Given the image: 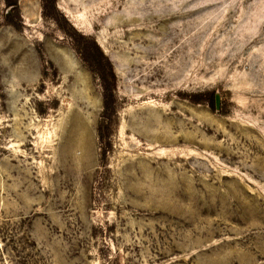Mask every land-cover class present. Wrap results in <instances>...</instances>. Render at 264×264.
Instances as JSON below:
<instances>
[{
	"label": "rangeland",
	"instance_id": "1",
	"mask_svg": "<svg viewBox=\"0 0 264 264\" xmlns=\"http://www.w3.org/2000/svg\"><path fill=\"white\" fill-rule=\"evenodd\" d=\"M19 5L17 29L0 0V264H264V0H58L117 74L107 147L101 79Z\"/></svg>",
	"mask_w": 264,
	"mask_h": 264
},
{
	"label": "trees",
	"instance_id": "2",
	"mask_svg": "<svg viewBox=\"0 0 264 264\" xmlns=\"http://www.w3.org/2000/svg\"><path fill=\"white\" fill-rule=\"evenodd\" d=\"M5 2L8 8L6 21L17 29H20L23 26V20L20 16L19 0H5ZM42 8L44 17L55 19L59 27L74 38L79 54L102 81L104 89L103 110L97 130L100 143L107 147L112 127L118 123V99L116 95L117 74L114 66L95 37L76 31L74 26L70 24L66 16L59 10L58 0H42ZM59 16L64 18L72 30H68V28L61 23ZM71 31H75L76 34H73ZM200 95L207 96V99L214 104L215 91H208ZM104 150L106 154L107 148Z\"/></svg>",
	"mask_w": 264,
	"mask_h": 264
},
{
	"label": "bare ground",
	"instance_id": "3",
	"mask_svg": "<svg viewBox=\"0 0 264 264\" xmlns=\"http://www.w3.org/2000/svg\"><path fill=\"white\" fill-rule=\"evenodd\" d=\"M154 137L156 138L157 141L168 143V144L177 142L176 138L174 136H172V135L156 134V135H154ZM78 143H79V146L82 147L83 150H85V152L89 154V145L87 144V141H85V139H82V142L81 143L78 142Z\"/></svg>",
	"mask_w": 264,
	"mask_h": 264
},
{
	"label": "water",
	"instance_id": "4",
	"mask_svg": "<svg viewBox=\"0 0 264 264\" xmlns=\"http://www.w3.org/2000/svg\"><path fill=\"white\" fill-rule=\"evenodd\" d=\"M217 98H218V96H217Z\"/></svg>",
	"mask_w": 264,
	"mask_h": 264
}]
</instances>
